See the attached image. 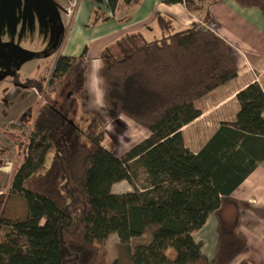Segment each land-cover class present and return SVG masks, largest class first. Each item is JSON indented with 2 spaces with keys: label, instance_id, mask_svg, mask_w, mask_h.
<instances>
[{
  "label": "trees",
  "instance_id": "trees-1",
  "mask_svg": "<svg viewBox=\"0 0 264 264\" xmlns=\"http://www.w3.org/2000/svg\"><path fill=\"white\" fill-rule=\"evenodd\" d=\"M168 1L190 13L206 2ZM218 1L264 18V0ZM107 3L115 12L118 0ZM210 19L207 9L203 24ZM157 22L159 38L125 35L100 54L107 118L125 117L151 134L122 156L108 145L102 118L81 110L86 51L78 59L60 54L51 76L26 82L43 101L9 191L0 195V264H233L247 250L241 211L260 218L264 211L231 194L264 160V90L254 83L238 93L236 123H223L192 153L182 129L201 116L199 100L238 77L237 61L225 40L198 24L173 31L169 19ZM140 171L147 176L143 191L135 184ZM123 181L133 191L113 194ZM211 216L216 247L208 258L193 236ZM151 226L157 229L149 241L133 243ZM112 235L118 256L108 263Z\"/></svg>",
  "mask_w": 264,
  "mask_h": 264
},
{
  "label": "crops",
  "instance_id": "crops-1",
  "mask_svg": "<svg viewBox=\"0 0 264 264\" xmlns=\"http://www.w3.org/2000/svg\"><path fill=\"white\" fill-rule=\"evenodd\" d=\"M105 2L106 6H103L102 12L98 8L100 2L99 5L91 2V9L99 10L97 12L100 18L94 20L93 23L91 20L86 22L90 26L91 35L86 39L84 47L87 51L88 63L80 106L83 113L101 117L107 124L108 134L110 133L109 126L114 123L109 121L103 108L104 85L101 78V67L97 70L94 62L101 61L100 54L104 48H114L116 42L125 35L140 33L147 40L159 38L162 31L157 22L158 16L169 19L173 31H180L192 24H198L214 32L229 44L238 65V77L199 100L196 106L201 111V116L182 129L184 144L192 153H198L223 123H236L241 109L237 100L238 93L254 83H258L264 90V18L258 10L242 9L233 1L206 0L199 11L190 13L184 4H171L168 0H118L117 9L112 12L107 0ZM199 6L197 4L196 8ZM207 9L211 19L208 24H203ZM82 47L83 45L79 49L76 48V51L70 50L65 53L62 49L58 52L61 55L78 59L83 53ZM230 85L234 87L232 90H230ZM207 102H212L213 106L204 108L202 104ZM118 122L125 123L126 128L133 133V135L130 134L132 141L125 147L126 152L151 136L148 131L128 122L124 117H121ZM3 168L4 166L0 165V169ZM143 176L146 179L147 176L145 174ZM123 183L126 182L117 183L111 188ZM145 185L144 181V185L140 187L142 191ZM125 191L132 192L131 189ZM113 194H123V192ZM231 198L239 202L250 203L255 208L264 211V160L260 161L232 192ZM216 226V219L211 216L206 226L193 236L194 239H198L196 241L202 240L205 243L203 253L208 258L214 255ZM151 228L155 230L157 226H151L148 230L150 231ZM240 231L247 239V250L237 259L238 263L247 259L254 264H264V218L258 217L251 210H242ZM151 233L148 232L144 237H149ZM140 240L133 241V243H139ZM118 243L117 235L109 237L106 247L108 263L117 259Z\"/></svg>",
  "mask_w": 264,
  "mask_h": 264
},
{
  "label": "rangeland",
  "instance_id": "rangeland-1",
  "mask_svg": "<svg viewBox=\"0 0 264 264\" xmlns=\"http://www.w3.org/2000/svg\"><path fill=\"white\" fill-rule=\"evenodd\" d=\"M90 1L98 5L100 2L101 12L106 6L105 0H0V165L5 168L0 169V195L9 191L14 170L22 161L21 142H25L43 101L36 89L29 88L26 82L52 75L60 53L52 56L51 48L63 49L66 53L83 45L81 50L86 51L85 41L91 35L86 22L91 20L93 23L100 18L99 10L93 11ZM230 88L232 90L233 85ZM202 105L204 108L213 106L212 102ZM125 120L136 125L127 118ZM109 130L108 145L115 143L116 155L122 156L133 133L125 123L119 122L110 125ZM137 175L135 184L140 188L145 176L142 171ZM130 189L133 191L126 182L111 188V192L128 193L125 190ZM153 230L151 228L149 232ZM150 236L140 242L149 241Z\"/></svg>",
  "mask_w": 264,
  "mask_h": 264
},
{
  "label": "clouds",
  "instance_id": "clouds-1",
  "mask_svg": "<svg viewBox=\"0 0 264 264\" xmlns=\"http://www.w3.org/2000/svg\"><path fill=\"white\" fill-rule=\"evenodd\" d=\"M94 67L98 70L100 67H102V62L101 61L94 62Z\"/></svg>",
  "mask_w": 264,
  "mask_h": 264
}]
</instances>
